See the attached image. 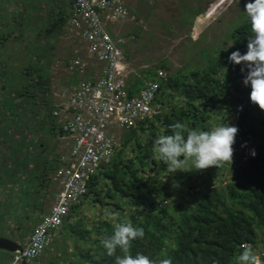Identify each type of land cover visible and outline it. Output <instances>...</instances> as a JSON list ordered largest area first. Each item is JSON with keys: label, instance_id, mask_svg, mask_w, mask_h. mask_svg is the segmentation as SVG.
<instances>
[{"label": "trees", "instance_id": "trees-1", "mask_svg": "<svg viewBox=\"0 0 264 264\" xmlns=\"http://www.w3.org/2000/svg\"><path fill=\"white\" fill-rule=\"evenodd\" d=\"M69 17L70 14L64 13L58 19L53 18L43 40H50L60 33ZM251 35L246 15L245 21L231 32L230 46L229 42L220 46L215 58L205 67L183 69L160 81L161 88L155 97L159 113L138 122L135 128L120 132V144L112 161L101 166L93 176L87 194L72 207L63 226L57 230L50 246L52 249L43 253L49 258L48 264H62L61 261L68 262L69 259H72L70 264H115V257H109L100 242L113 234L115 223L124 220H130L134 226L145 230L143 240L133 241V255L140 252L152 259L168 258L172 264H238L242 246L251 245L264 264L262 252L256 251L260 245L264 248V111L256 105L245 108L235 117L237 106L250 100L251 89L243 85L242 65L228 59L237 50L241 54L247 52ZM162 69L170 70L163 63L144 71L145 80L159 81L156 75ZM35 71L25 70L27 82L19 93V104L25 105L24 100L26 103L33 101L36 115L25 106H22L25 107L22 114L36 124L38 120L49 121L51 130H58L63 135L58 120L51 116L52 107L49 108V70L43 73L39 66ZM70 75L73 77L70 83H76L78 77ZM145 80L129 89L131 97L139 95ZM214 116L223 124L235 123L242 133L237 141L239 153L227 170L226 185L223 186L224 181L216 180L214 176L209 181H197L199 176H183L181 171L169 173L167 166L154 153L155 138L171 134L169 125L175 121L190 128L210 130L208 124ZM20 132L25 134L23 130ZM26 132L24 136L21 133L25 138L29 134ZM245 144L246 147H242ZM253 149L255 156L251 155ZM40 151L42 153L44 149ZM52 162L55 171L57 166ZM159 175L168 177L175 184L167 185L158 179ZM85 203L92 206L100 203L110 209V214L116 212L115 222L113 219L97 222L91 230L88 226L78 230L79 224H85L84 219L76 223L71 219L80 215ZM124 211H128L127 217ZM89 231L95 233L94 239L93 235L87 236ZM73 237L72 251L68 254L65 240ZM50 250L60 254V258L55 257L58 262L47 255ZM121 254L118 249L116 255Z\"/></svg>", "mask_w": 264, "mask_h": 264}, {"label": "rangeland", "instance_id": "rangeland-1", "mask_svg": "<svg viewBox=\"0 0 264 264\" xmlns=\"http://www.w3.org/2000/svg\"><path fill=\"white\" fill-rule=\"evenodd\" d=\"M197 1L199 2L193 0L195 4ZM217 1L204 0L202 6L210 7ZM247 1L229 0V5H225L214 17H204L205 22L199 23L197 20L195 24L198 10L192 0H150L146 16L141 19L136 16L139 22H133L127 33L132 38L129 48L122 47L130 59L128 82L131 78L135 85L138 81H144L147 78L144 71L155 69L163 63L170 68L166 71L169 75L183 69L188 71L194 67H205L215 58L217 49L230 41L233 29L245 21L246 13L242 7ZM73 2L74 0H0V237L11 240L16 237L24 247L32 235V227L35 231L46 213L47 205L51 206L56 200L58 194L53 182L52 161L57 160L54 158L55 154L61 157L67 153L68 142L62 139L57 130H51L49 121L38 120V125L35 121H30V117L24 116L22 111L25 107H28L31 114H35V105L31 100L28 103L24 100L25 105H21L25 107L22 108L19 93L27 82L25 70L32 69L36 72L35 69L39 66L43 73L44 70H49L47 98L51 101L50 110L70 88L69 83L73 77L67 66L74 50L80 48L76 36L66 22L60 33L50 40H44L46 29L54 22L53 18L69 14L70 4ZM200 4L199 2V7ZM142 20L149 26H139ZM105 21L113 36L114 29L111 28L115 22L109 19ZM230 44L231 42L228 46ZM220 124H223L221 120L214 116L208 127L211 129ZM19 130H23L25 134ZM26 130L29 134L25 138L23 136L27 134ZM120 132L121 130L115 134L118 141ZM42 148L44 151L41 153ZM41 166L46 174L41 171ZM187 167H191V162ZM228 169L229 165L226 163L220 168L181 172L183 176H199L200 180L197 181H209L214 176L216 180L222 179L225 186V179L229 176ZM157 177L167 185L175 184L168 177ZM44 199L49 203H44ZM109 210L100 203L95 206L85 203L81 206L80 215L71 220L76 223L83 218L85 224H79L81 226L78 225L77 229L88 226L91 230L97 222L111 219L115 222L118 214H110ZM124 212L127 217L128 211ZM92 235L94 239L96 235L93 231L87 233L88 237ZM74 238L65 240L68 254L72 251ZM61 239L64 240V236ZM59 243L61 242L57 244ZM256 248L257 252L264 250L261 245ZM50 251L48 256L60 258L58 252ZM13 257L14 255L0 251V264H10ZM41 259L40 264L50 262L46 255ZM55 261L58 262L57 259ZM70 262L72 259L68 262L61 261L62 264Z\"/></svg>", "mask_w": 264, "mask_h": 264}, {"label": "built area", "instance_id": "built-area-1", "mask_svg": "<svg viewBox=\"0 0 264 264\" xmlns=\"http://www.w3.org/2000/svg\"><path fill=\"white\" fill-rule=\"evenodd\" d=\"M127 1L74 0L71 5L68 28L80 48L74 50L68 72L75 74L78 81L58 98L51 115L72 142L67 156L60 158L56 173L63 190L41 219L23 254H14L10 264H22L23 258L27 264H39L72 205L87 193L101 166L109 164L115 156L119 146L116 132L134 128L137 122L158 113L153 102L167 77L166 72L159 70V81H147L139 95L131 97L126 85L127 55L105 21L109 15L115 20H134L127 11ZM239 136L238 133L236 140Z\"/></svg>", "mask_w": 264, "mask_h": 264}, {"label": "clouds", "instance_id": "clouds-1", "mask_svg": "<svg viewBox=\"0 0 264 264\" xmlns=\"http://www.w3.org/2000/svg\"><path fill=\"white\" fill-rule=\"evenodd\" d=\"M71 5L72 4H70V9ZM227 5H229V3L226 4V6ZM127 11L129 12L128 8ZM244 12L250 22L252 33L248 39L247 52L241 54V52L237 50L231 53L228 59L231 63L242 65L241 73L244 77L242 81L243 85L245 87H250L251 91L248 103H242L237 106L235 117L239 113L238 110L240 107H242L240 114L245 108H253L256 105L260 110L264 111V0H249L245 5ZM69 14L71 16V10ZM129 15L135 18L130 21L138 23L136 16H133L130 13ZM69 19L70 17L68 18L67 24ZM166 74L168 76L167 72ZM128 79L129 78L127 77L126 85L131 89L132 86L129 85L130 82H128ZM146 82L147 80H145V83ZM76 83H69L70 88H68V90L75 87ZM153 104L155 105V99ZM169 128L171 134L159 135L154 140V153L156 154L157 159L162 160L167 166V171L169 173H176L178 171L190 172L193 170L202 171L207 170L210 167L220 168L226 163L232 165L237 153H239L237 141L242 137V133L235 123L220 124L210 130H200L190 128L183 122L175 121L169 125ZM238 133L240 136L236 140ZM61 137L63 138L65 136L61 135ZM118 144H120L119 141ZM242 147H246V144L242 145ZM251 155H256L254 149L251 151ZM60 158L61 157L55 162L58 167L55 170L56 173L60 168ZM189 162H191V167H187ZM62 190L63 187L60 192ZM60 192L57 194L59 195ZM74 205H72V207ZM144 237V228L134 226L130 220H124L123 222L115 223L113 234L105 236L100 243L109 257H115V264H172V260L168 258L152 259L140 252L133 255L131 253L133 241L137 239L143 240ZM118 249L122 253L121 255H116ZM261 252V256H264V250H261ZM32 254H35V252ZM238 264H261V260L254 253L251 245H243L242 251L238 256Z\"/></svg>", "mask_w": 264, "mask_h": 264}, {"label": "crops", "instance_id": "crops-1", "mask_svg": "<svg viewBox=\"0 0 264 264\" xmlns=\"http://www.w3.org/2000/svg\"><path fill=\"white\" fill-rule=\"evenodd\" d=\"M196 1V0H195ZM203 1L204 0H199V2L201 3L200 4V7H199V2L197 1V3L195 4V2H193V0H192V4L194 5V6H196L197 7V12H198V16H197V18H196V20H194V23L195 24H197V20H198V22L199 23H201L202 21H204L203 19H204V15H205V13L208 11V9H210L211 8V6L210 7H205V8H203V6H202V3H203ZM219 1V0H218ZM217 1V2H218ZM217 2H215V3H217ZM214 3V4H215ZM213 4V5H214ZM150 0H128L127 1V8H128V10H129V13L131 14V15H133V16H138V17H140V19H141V17H144V16H146V9H147V7H150ZM131 6H133V7H131ZM106 19H109V20H111V21H113V22H115L114 23V25H113V28H111L112 30H113V38L115 39V41L118 43V45H119V47L123 50V51H125L122 47L123 46H127V49L129 48V44H131V42L130 41H132V38L131 37H128L127 36V33L129 32V30H130V28H131V25L133 24V22L132 21H130V20H115V19H113V17H112V15H109L108 17H106ZM105 19V20H106ZM139 22V21H138ZM205 22V21H204ZM143 23V24H142ZM142 23H139L138 25L139 26H141V25H143V26H149V24L147 23V22H145V21H143L142 20ZM108 28H109V26H108ZM110 30V29H109ZM110 32H111V30H110ZM127 59H128V62H130V59H129V57L127 56ZM129 66H130V63H129ZM129 85H131V86H134L135 85V83L132 81V78H131V80H130V83H129ZM58 131V130H57ZM58 133H59V131H58ZM63 140H66L67 142H68V149H67V153H68V151H69V149L71 148V145H72V142H71V140H70V138H67V137H63L62 138ZM66 153V154H67ZM65 154V156H67ZM58 157H59V155L57 156V154H55L54 155V158H57L58 159ZM62 157V156H61ZM63 157H64V155H63ZM52 158H53V156H52ZM54 163H55V160H54ZM46 165V164H45ZM41 168H42V170L41 171H43L44 172V174H46L45 173V169H44V167L43 166H41ZM58 168V167H57ZM56 168V169H57ZM45 176H47V175H45ZM47 178H48V180H49V177L47 176ZM48 182V181H47ZM53 182H54V187L57 189V193L58 192H60V190H61V188H62V186L60 185V183H58V180H57V177H56V172L54 171V177H53ZM48 188H50V186L48 185ZM56 197H57V195H56ZM46 198V197H45ZM48 199V198H47ZM47 199H44V203H49V202H47ZM53 201V200H52ZM51 202V201H50ZM55 202V201H54ZM54 202L52 203V205L54 204ZM52 205L51 206H48L47 205V210H46V213L43 215V217L45 216V215H47L48 213H49V211H50V208L52 207ZM42 217V218H43ZM41 218V219H42ZM41 221V220H40ZM40 221H39V223H40ZM39 223H38V225H39ZM34 228H35V226H34ZM37 229V228H36ZM35 229V230H36ZM35 231L33 230V227H32V230H31V233L33 234ZM31 237V236H30ZM30 237L28 238V240L26 241L27 242V244H28V242H29V239H30ZM14 241H17V242H19V240H17V238L15 237L14 239H13ZM6 253V252H5ZM7 254H9V253H7ZM11 255V254H10ZM43 257V256H42Z\"/></svg>", "mask_w": 264, "mask_h": 264}, {"label": "water", "instance_id": "water-1", "mask_svg": "<svg viewBox=\"0 0 264 264\" xmlns=\"http://www.w3.org/2000/svg\"><path fill=\"white\" fill-rule=\"evenodd\" d=\"M0 251L14 255L16 253L23 254L24 246L17 241L9 238L0 237ZM22 264H27L26 260L22 259Z\"/></svg>", "mask_w": 264, "mask_h": 264}, {"label": "bare ground", "instance_id": "bare-ground-1", "mask_svg": "<svg viewBox=\"0 0 264 264\" xmlns=\"http://www.w3.org/2000/svg\"><path fill=\"white\" fill-rule=\"evenodd\" d=\"M228 1L229 0H219L206 12L204 17L208 19L213 15L215 16L220 11V9H222L227 4Z\"/></svg>", "mask_w": 264, "mask_h": 264}, {"label": "flooded vegetation", "instance_id": "flooded-vegetation-1", "mask_svg": "<svg viewBox=\"0 0 264 264\" xmlns=\"http://www.w3.org/2000/svg\"><path fill=\"white\" fill-rule=\"evenodd\" d=\"M1 237H3V236H1Z\"/></svg>", "mask_w": 264, "mask_h": 264}]
</instances>
